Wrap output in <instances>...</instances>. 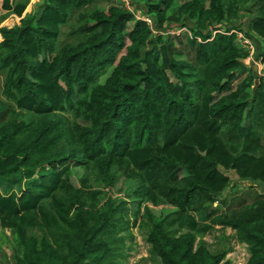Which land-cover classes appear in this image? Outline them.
I'll return each mask as SVG.
<instances>
[{
    "label": "trees",
    "instance_id": "1",
    "mask_svg": "<svg viewBox=\"0 0 264 264\" xmlns=\"http://www.w3.org/2000/svg\"><path fill=\"white\" fill-rule=\"evenodd\" d=\"M29 3L0 0V22L20 18L0 28V247L12 264H122L133 227L154 264H232L203 240L215 227L264 264V192L221 210V170L264 186V78L253 89L243 63L254 37L264 64V0H38L25 14Z\"/></svg>",
    "mask_w": 264,
    "mask_h": 264
},
{
    "label": "rangeland",
    "instance_id": "2",
    "mask_svg": "<svg viewBox=\"0 0 264 264\" xmlns=\"http://www.w3.org/2000/svg\"><path fill=\"white\" fill-rule=\"evenodd\" d=\"M124 4V6L132 10L134 7L129 3V0H121ZM181 2L186 0H180ZM38 0H30V3L28 7L25 10L26 13H30ZM106 6V3H104ZM135 15L137 18L144 19L145 21L149 20V24L152 25L151 20L147 18L146 16L142 15L141 10L136 11ZM0 16H1V9H0ZM243 17V18H242ZM241 17V26L239 22L236 23V26H239L242 30H245L247 32V25L244 23L247 20L248 15L243 14ZM20 21V18H17L15 16H10L3 22H0V28L1 27H8L11 28L14 25H18ZM220 28V27H219ZM221 29V28H220ZM155 30V28H154ZM177 32V30H169V33ZM158 32L155 30V35ZM239 38L240 36L243 37L244 33L237 32ZM245 38V37H243ZM247 41H244L246 45L250 48V56L246 58L243 63L246 65L248 69H252L255 76V85L253 89H255L256 85L259 84L258 78H264V64L261 63L260 58L258 57V48L260 47V43L254 38H245ZM0 37V42H1ZM254 41V42H253ZM255 44V45H254ZM108 74V73H107ZM244 75H242L239 79L236 80V82L232 85V88L235 89L238 82H240L241 79H243ZM101 81H103V78H101ZM2 84V78L0 74V87ZM76 171H79V169L75 168ZM223 173H225L230 181L231 185L230 187L222 194V199L227 200V203H229L228 206L222 207V211H226L228 208L233 205L234 207H237L239 204V201L244 200V203H250L252 202L254 198L255 193L264 192V186L260 184H251L249 182H241L237 180V177L235 176L234 172L232 171H224L221 170ZM123 180H120L116 183L115 189H113L112 196L120 197L123 196ZM94 191H98L101 194L99 197H101L100 200V206L103 205L104 200H106L107 195L105 193V189L102 188L100 185L94 186ZM239 199V201L237 200ZM215 204L214 206H216ZM232 206V207H233ZM170 206L168 205H162L159 207L153 208L154 214L156 216H159L160 213H166V211L170 210ZM143 213V209L141 211V214ZM131 235L130 238H125L124 243V260L122 261V264H154V261L152 259H149V246L144 241V231L140 228L133 227L129 231ZM1 236V231H0ZM204 242H206L209 250L211 252H216L221 249L226 250L228 249V253L226 256V259L230 260L232 264H246L248 260V252L246 249V246L243 244H239L235 237H234V231L230 229H220L219 227H215L213 230L208 232L203 237ZM1 243V238H0ZM11 251L7 249L6 246H3L2 249L0 247V264H12V261L10 259Z\"/></svg>",
    "mask_w": 264,
    "mask_h": 264
},
{
    "label": "built area",
    "instance_id": "3",
    "mask_svg": "<svg viewBox=\"0 0 264 264\" xmlns=\"http://www.w3.org/2000/svg\"><path fill=\"white\" fill-rule=\"evenodd\" d=\"M146 22H147L148 24L150 23V22H149V20H148V21H146ZM178 32H179V31H177L176 33H178ZM245 41H247V40H245Z\"/></svg>",
    "mask_w": 264,
    "mask_h": 264
}]
</instances>
